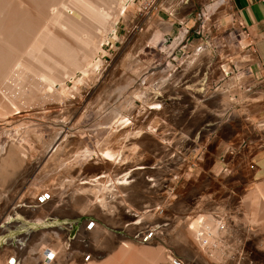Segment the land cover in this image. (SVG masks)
Returning a JSON list of instances; mask_svg holds the SVG:
<instances>
[{
    "label": "rangeland",
    "instance_id": "rangeland-1",
    "mask_svg": "<svg viewBox=\"0 0 264 264\" xmlns=\"http://www.w3.org/2000/svg\"><path fill=\"white\" fill-rule=\"evenodd\" d=\"M13 1L12 7L13 4L14 6L19 4L16 2L18 0ZM209 1L212 5L207 11L208 18L205 28L199 27V33L192 34L189 55H196L197 47L201 44H206L208 47L198 54L195 66H193L197 67L196 72L192 74L193 78L179 90L169 92L170 98L180 99V104L185 107V110L178 115H172L171 112L170 116L166 117L162 111L163 107H166L162 94L163 91L169 90L167 87L161 88L162 82L156 85H141L143 90L141 86L136 89L132 87L134 80L154 63L161 61L163 56V52L159 49L162 36L159 37L161 31L157 30L158 22L154 26L148 24L143 30L132 29L133 24L140 21L137 17L139 0H134L128 2L119 16L114 37L101 30L107 28L106 22L111 19L116 10L117 2L113 1L109 6L104 4L107 6L101 13L104 22L98 25L100 31L94 29L96 32L92 33L95 43L100 41L101 34L107 38L101 45V52L97 55L100 61L90 68L84 65L88 68L85 72L77 69L75 78L80 77L82 81L75 84L69 77L65 79L67 93L62 94L66 96L64 108L59 105L55 106L57 100L54 99L58 98L57 94H51L46 98L37 93L35 100L30 99L20 104L17 112L13 114L17 115L13 122L2 120L3 122L0 123V164L5 162L2 156L6 154L5 151L10 145L18 150L19 156L14 162L0 168V177L4 178L0 182V188H3L0 191V208L2 207L0 212L6 211L4 221H8L13 216L12 212L15 210L18 212L15 205L24 204L18 208H22L25 221L28 222L22 227L21 223L20 225L15 221H9L3 229H0V232H5L0 236L2 237L0 243H6L11 236L14 238L15 244L12 248L15 256H18L20 249L16 235L26 232L29 227L33 230L42 225L57 227L63 225L64 231L67 230L66 233L70 237V246L79 240L83 242L85 237L92 238L96 234L97 226L108 232L121 231L118 228L120 226L138 227L142 232L133 241L153 247L163 245L173 250V262L176 261L173 264H201V262H194L197 254L209 260L211 264L212 262L213 264H229L232 260L229 251L240 249L239 242L245 239L244 234L251 226V228L259 227L256 228V236H251V238L257 239L258 236L259 240L255 241L264 242V216H262L264 199L260 197L261 193L256 185L264 179L247 182L233 181V177L221 171V160H216L220 165L219 173L215 172L216 175L208 176L200 164L199 156L202 152L193 151L194 146L190 142L191 138L196 137V134H191L192 130L199 127L204 120L206 121L203 125L208 129L207 137L216 139L219 135L215 136L213 132L219 130V127L220 132L226 131L227 127L224 122L230 112L226 108L233 101H240L243 98L242 105L245 111L255 106L258 98L264 103V93L259 94V97L254 93L257 90L256 83L253 85L248 83L243 89L239 84L251 77L255 80L264 78L260 59L253 48L246 27L233 10L230 1L217 0V3L215 0ZM66 2L68 5L71 4L68 6L69 9L73 2L69 0ZM32 3L30 0H25L21 6L24 4L27 6H22L25 8L22 9L25 11L33 9L36 11L30 10L29 12L37 13L38 9H34L35 4ZM89 3L99 8L94 0ZM206 3L208 0L201 1L195 17ZM28 5L29 8H27ZM75 6L77 5H73L70 9L74 10L78 18L83 17V12L81 13ZM84 25H86L84 27L86 32L88 23ZM50 28L54 27L52 28L51 25ZM57 29L58 26L53 31L57 32ZM90 30L87 29L90 33L86 32L88 35H92ZM91 31L93 32V29ZM59 34L66 39L81 63L80 43L72 36L68 34L67 36L65 32L63 34L62 30ZM88 35L87 38L90 37ZM57 55L59 57L57 53L54 56ZM200 62L218 68L211 72L213 75L209 78L210 87L207 88L211 98L207 100H202L201 96L194 91H185L187 85L192 89H198L197 84L203 82V77L199 75L198 63ZM225 62L228 63V70L222 72L219 65ZM32 76L28 75L30 79ZM34 80L38 84L42 83V79H38L39 82L37 79ZM193 85L196 86L193 88ZM230 85H232L231 88H229ZM223 90H226L224 94L221 93ZM192 93L198 97L196 102L191 101ZM236 93L239 95H235ZM219 96L225 98L224 104L222 108L215 110ZM152 100H154L153 104L159 103L162 107L154 109L155 112L149 116L147 107ZM204 107L212 113L207 112V115H203L204 111L201 108ZM235 113L240 114L241 110L237 109ZM130 116L133 118L130 119ZM252 117L254 121L264 123V117L256 118L254 115ZM61 122L68 124V132L62 130ZM257 128H262V126L257 125ZM61 131L67 133V136L63 139L64 133L62 134L60 139L63 144L61 143L62 145L56 148L53 142L56 141ZM183 135L188 137L180 144L181 152H179L175 146L179 144L178 138ZM105 146L115 148V152H118L115 160L113 159L114 163H112L113 160L108 161L107 164L96 162V158ZM48 150L56 156L52 155L53 158L47 159L45 153ZM139 164L147 167L132 168ZM98 171H101L100 176L95 175ZM103 185L105 188L101 189ZM97 187L100 189H96ZM253 187L256 188L257 199L250 204L247 195L250 190H254ZM86 188L88 191L85 190ZM80 189H83L82 193ZM96 190H99L98 193L103 190L106 195L103 193L96 198ZM141 193L148 202H143L145 206L140 207L136 199ZM79 194L90 197L77 203L76 199ZM149 200L152 201L151 204ZM97 201L104 204H98ZM107 203L109 206L106 207ZM3 207L5 210H2ZM252 209L253 213H251ZM37 211H40V214ZM54 212H56V224H54L55 221L49 219L54 217ZM208 215L214 217L211 227L219 224L212 242L218 250L225 251L224 254H218L220 257L211 251L207 243L200 250L199 246L203 242V237L199 233L207 231L202 228L197 233L191 226L194 225L192 224L194 220L203 219ZM252 217L257 221L251 222L249 219ZM114 218H116V223H120L118 227L114 225ZM44 220L48 222L43 224ZM257 222L259 225H254L258 224ZM147 223H157V229L150 230L151 227H147ZM7 229L10 231L6 232ZM250 229L248 231L256 232L255 228V231ZM158 230H161L160 235L152 234L146 239L140 238L144 233H156ZM30 234L26 237V239L29 238L26 240L29 244L33 242L34 230ZM26 242L24 244H28ZM3 248L4 244L0 247V251ZM226 250H229L228 253ZM257 252L263 253L262 250ZM250 255L252 256L249 257L250 260H254L253 255ZM19 257L21 259V256ZM214 258H218L219 261ZM22 261L19 260L18 263L22 264Z\"/></svg>",
    "mask_w": 264,
    "mask_h": 264
},
{
    "label": "bare ground",
    "instance_id": "bare-ground-1",
    "mask_svg": "<svg viewBox=\"0 0 264 264\" xmlns=\"http://www.w3.org/2000/svg\"><path fill=\"white\" fill-rule=\"evenodd\" d=\"M22 1L24 3L25 0L16 1L19 4H17L16 6H14L15 4H13L12 7L11 3L14 2L13 0H0V123L3 122L4 120L5 122H13L14 119L17 117V115L14 116L13 114L17 112L18 108L20 107V104L27 102L30 99L35 100L36 95H38L37 93H40L46 98H48L49 95L51 94H57L58 98L54 99L57 100L55 106L59 105L62 106L61 108H64L66 96L64 95L62 96V94L67 93L65 79L69 77L75 82V84L78 81L79 82L82 81V78L80 77H78L77 79L75 78V73L77 69L83 70V72H85L88 68L92 67L95 64L97 65V62L100 61L97 58V55L99 52H101L102 50L101 45L107 38L103 37L101 34L100 41L95 43V40L92 39L94 35L92 33L96 32L94 31V29L100 31L98 25L100 24V22H104L101 17V13L113 1L117 2L116 10L111 16V19L108 22H106L107 28L101 30V32L103 31L107 32V35H111V36L113 35L112 37H114L116 24L119 16L123 13L128 2L134 0H94L99 5V8H96L89 3V1L92 0H69L70 2H73V5L75 4L77 5L75 7H78L81 13L83 12L82 13L83 17L81 18H78L74 14V10L70 9L73 5L70 6V8L68 9V6L71 4L68 5V3L66 2L67 0H37V1L30 0L33 2L32 3L33 5L35 4L34 9H38L37 13L35 14L31 11L33 15L29 12L30 10L33 9L30 10L28 9V11L23 10L25 9L23 7L27 3L25 2L26 4L22 5L23 6L22 7L21 6V4H23ZM215 3H217V0H215ZM104 4L105 5L108 4V5L105 6ZM27 8H29V5ZM33 11L35 12L36 10ZM86 22L88 23V27H89V28L87 27V29H91V30L93 29V32L90 30L92 35H88L86 33V32L89 33V31H87L86 28H85L86 32L84 31V27H86V25L84 24H87ZM163 23H165L164 20L161 21L160 24ZM51 25L52 28L54 27L55 29L58 26L57 32L59 30V33H61L62 30L63 34L65 32L66 35L68 34L72 36L80 43L79 48L82 50L81 63L82 64L84 63L83 65H80L81 64L80 60H77L78 59L77 54L73 51V49L69 47L66 39L63 36H61V34L53 31L54 28L51 29L50 28ZM82 33H86L85 34L86 38H84L85 35H83ZM87 35L90 37L87 38ZM56 53L59 54L60 58L58 57V55L54 56L56 55ZM84 65L87 66L88 68L84 67ZM29 74L31 76L33 75L32 79L28 77ZM34 79L37 80L42 79V83L41 84L39 83L40 84L39 85ZM141 89L143 90L142 86ZM11 116L14 117L12 118ZM7 117L10 118L6 119ZM61 123L63 124L62 130L63 131L66 130L68 132V124L65 122L64 123L61 122ZM123 123L125 125V122ZM63 133L64 132L61 131L60 134L55 139L56 141L53 142L56 148H58L60 145L63 144L61 141L62 139H60ZM65 136H67V133L66 134L64 133L63 139L65 138ZM125 136L127 135L125 134ZM114 149L115 148L112 149L111 147L105 146L99 153L98 158H96V162H102L104 164L105 163L107 164L109 163L108 161L116 158L115 156L118 152L116 153L115 152L116 149L115 150ZM2 152L3 151H1V153ZM5 152L6 154L2 156V159L5 162L0 164V168L5 166L6 164H10L14 162L15 160H17L19 156L18 150L12 145H10ZM45 154L47 156V159L53 158L51 157L53 154L50 150H48ZM53 156L56 155L54 154ZM114 160L112 163L115 162ZM145 166L146 165L139 164V165H135L132 168L133 169L143 168ZM124 177L125 174L122 175L123 179ZM3 179L4 178L0 177V182ZM129 180L131 179L129 178ZM118 181L120 182V180ZM263 181L262 182L260 181L261 183H258L256 185L258 191H260L261 193L260 197L264 199V184H262ZM116 183L119 184L117 181ZM102 188L104 189L105 186L101 187V189ZM96 189H100V188L97 187ZM255 189L256 188H254V190L253 189L250 190L249 194L247 195L248 197L245 195V197L249 198L250 204H252L255 201V199H257L256 197L257 194L255 195ZM85 190L88 191V188H86ZM81 191H83V189L82 190L80 189V193H82ZM98 191L97 190L96 192L93 191L95 192L96 198L97 197L99 198L104 193L103 190L100 191L99 193ZM258 191L256 193H258ZM82 195L83 194L78 195V198L76 199L77 203H79L86 197L87 198L90 197V196H82ZM262 198H260V200ZM104 202L106 203L107 201ZM99 203L100 202H98V204ZM102 203L100 204L102 205ZM263 204L261 203V205ZM107 205L108 203L106 204V207ZM5 207H3L2 210H5ZM253 209L251 213H253ZM262 211L264 212V209H262ZM108 212L109 211H107V213ZM37 213L40 214V211H37ZM112 213L114 214V211ZM12 214L13 216L16 215L17 211L15 210L14 212H12ZM53 216L54 217L51 220L55 221L56 212L53 213ZM262 216H264V213ZM253 217L249 219L251 222L255 220V218L253 219ZM115 219L116 218H114V221ZM46 222H48V220H44L42 223L46 224ZM213 222H214V217L208 215L203 219H198L196 221L194 220L192 223L194 225L191 226L194 227V231H196L197 233H199L202 228H204L207 231L205 233H199L203 237V242H201L200 246L198 245L200 250H202V248L208 244L209 248H211V251H213L217 255L218 254L221 255L224 254L225 251L218 250L216 247L213 246V242H212L214 232H216L219 225L217 224V226L211 227ZM115 224L117 225V227L118 225H120V223H116V221L114 222V225ZM254 225H259V223ZM263 226L261 228H263ZM63 227H64L63 225H61L60 227L59 226L57 227L55 225H47V226L42 225L38 227V229H33L35 234L33 235L34 236L33 242H30V244L29 241L26 242V240L29 239V238L26 239V237L30 233H32L33 230L29 229L24 233L17 234L16 235L18 236L17 243L20 245L19 247L20 249L18 250V256L14 255V250L12 248V245L15 244V241L14 238L11 236L10 239H8V241L4 244L3 250L0 251V264H19L21 263V262L18 263L19 260L24 261V262L22 261V264H173L176 262V261L173 262L174 261L173 250L164 247L163 245H157L153 247L149 245H144V244L142 245L135 243L133 240H135L137 235L142 232L138 227L126 228L120 226L118 228H120L121 231L108 232L97 226L95 228L96 234H94L92 238L85 237L83 242L79 240L76 243L75 241L74 243L76 244L73 245L71 244V246H70V242H71L70 237H68V233H66L67 230L65 232ZM147 227H151L149 228L150 230L157 229V223L154 224L147 223ZM254 228L256 229L259 227L257 226ZM248 230L246 231V234H244L246 235L245 239L239 242V244H241L240 249L239 248L233 249L232 251L235 252H232L231 250L230 251L226 250L227 253L229 251L232 255L231 256L232 260L230 263L247 264V262H250V264H264V242L255 241V240H259L258 236L257 239L251 238V236L254 235L256 236L257 229L256 232H252V230L250 232ZM9 231L10 229L6 230V232ZM160 231L158 230V232L156 233H148V234L144 233L142 235L143 237L141 236L140 238L146 239L147 237H150L152 234L160 235ZM30 238H32V236ZM251 239L254 240L251 241ZM25 242L28 244H24ZM258 250H262L263 253H258L257 252ZM183 251L185 252L186 250ZM250 254L253 255L254 260L253 259L250 260L249 257H252ZM219 255L218 257H220ZM19 256H21V259ZM214 259L218 260V258H214ZM194 260L195 263L201 262V264L202 263L211 264L209 263L210 262L209 260L200 257L199 254H197L194 257Z\"/></svg>",
    "mask_w": 264,
    "mask_h": 264
},
{
    "label": "crops",
    "instance_id": "crops-1",
    "mask_svg": "<svg viewBox=\"0 0 264 264\" xmlns=\"http://www.w3.org/2000/svg\"><path fill=\"white\" fill-rule=\"evenodd\" d=\"M201 1L204 0H166V3L173 9V14L175 16L184 17L187 23L190 26H193L195 23V13L201 4ZM230 4L248 31V36L251 39L253 48L260 59L261 71L264 76V0H230ZM167 18L166 14L159 13L155 16V20L149 23L154 26L158 22L157 24L159 27L157 30L161 31L159 37L163 36L164 33H172L177 28L178 23L175 21L171 22L167 20ZM163 19L166 21L161 26L160 22ZM207 47L206 44H201L197 47L196 55H192L190 59L184 63L185 66L179 69L178 73L173 75L174 77L170 78L163 86L161 84V88H169V90H166L165 92L163 91L162 94L164 97V104H166V107H163L162 111L166 117L170 116L171 112L172 115H178L185 110V107L180 104V99L176 97L170 98L169 92L179 90L181 86L185 85L191 78H193L192 74L195 73L197 69V67L195 68L193 66H195L194 63L197 60L198 54L201 53L200 51L202 49H207ZM227 65V62L221 63L219 69L222 72H226L228 70ZM198 68L199 75L203 77V82L197 84L199 86L198 89H195L194 87L196 85H193L192 87L195 90L187 85L185 91H194V93L201 96L202 100H207L211 98L209 97V91L207 89L210 87L209 78L213 75L211 72L218 68H215L208 63H205L200 67L198 66ZM188 77L190 78L188 79ZM248 83H252V85L256 83L257 90L254 91V93L257 97H259V94L264 93V78L262 80H255L251 77L249 80L241 81L239 82L240 88L243 89ZM231 87L232 85L229 86V88ZM229 88L227 87V90ZM224 92H226V90L221 91L222 94H224ZM194 93H192L191 101L196 102L198 97L194 95ZM235 95L238 96L239 94L236 93ZM154 100H152L151 104L147 107V111L149 110V116L155 112L154 109H149L151 106H156L153 104ZM224 100V97L219 96L216 101L218 104L214 109L219 110L222 108L221 106L224 104ZM242 101L243 98L240 99V101H233L226 108L227 111L230 110L224 122L227 129L226 131L220 132L219 127V130L213 132L215 136L219 135L216 139L214 137H207L208 134L206 132L208 129L203 125L206 120H204L199 127H195L191 132L192 135L196 134L194 139H190V142L194 146L193 151L202 152L199 156V160L208 176L216 175L215 172L219 173L220 165L216 160H221V171L233 177V181L247 182L264 179V123L254 121L252 117V115L256 116V118L264 117V103L262 99L258 98L256 100L258 103L255 106H251L250 109L247 108L245 111L243 109ZM201 109L204 111L203 115H207V112L212 113L211 110L205 107ZM237 109L241 110L240 114L235 113V110ZM247 120H249V122H245ZM245 123L247 124L245 125ZM257 125L262 126L263 129L257 128ZM186 137L188 136L183 135L178 138L179 144L175 146V149L179 152H181L179 149L181 146L180 144L186 140ZM100 172L101 171H98L95 175L97 176L101 174ZM136 200L138 201L136 203L140 205V207L143 205V202H148L147 198L144 199L142 193ZM149 203L151 204L152 201L149 200Z\"/></svg>",
    "mask_w": 264,
    "mask_h": 264
},
{
    "label": "built area",
    "instance_id": "built-area-1",
    "mask_svg": "<svg viewBox=\"0 0 264 264\" xmlns=\"http://www.w3.org/2000/svg\"><path fill=\"white\" fill-rule=\"evenodd\" d=\"M223 1L229 2L230 0ZM211 5V2L208 0V3L197 12L193 26H190L184 17L173 14V9L166 3V0H139L137 17L140 21L133 24V30L145 29L151 21L155 20V16L159 13L166 14L167 20L171 22L175 21L178 25L172 33H164L159 47L161 52H163L161 61L154 63L134 80L132 85L134 89L141 85H156L161 82L163 86L173 75L178 73L179 69L184 66V62L191 57L189 51L192 45V34L195 32L199 33V27L205 28L206 19L208 18L207 11H209ZM203 64L205 62H200L198 66L200 67ZM160 107H162V104L157 103L156 106H151L149 109ZM132 118L133 116H130V119Z\"/></svg>",
    "mask_w": 264,
    "mask_h": 264
},
{
    "label": "flooded vegetation",
    "instance_id": "flooded-vegetation-1",
    "mask_svg": "<svg viewBox=\"0 0 264 264\" xmlns=\"http://www.w3.org/2000/svg\"><path fill=\"white\" fill-rule=\"evenodd\" d=\"M3 188H0V191L2 190ZM2 202H3V200H2ZM2 202H1V204H2ZM16 208H17V210H18V212H17V214L16 215H14V216H12L11 217V219L10 220H8V221H4V214H6L5 212L6 211H2V212H0V229H3L5 226H6V224L9 222V221H15V222H17V223H21V224H23L24 226L26 225V224H28V222L27 221H25V214L23 213V210H22V208L20 207V208H18L19 206H24V204H19V203H17L16 205ZM2 208V207H1ZM0 208V209H1ZM49 219H52V218H49ZM54 222V221H53ZM20 224V225H21ZM54 224H56V221L54 222ZM23 225H22V227H23ZM20 228V227H19ZM28 229H30V227L28 228ZM5 232H0V236L2 235V234H4ZM1 238L2 237H0V242H1ZM3 244H5V243H0V247L3 245Z\"/></svg>",
    "mask_w": 264,
    "mask_h": 264
}]
</instances>
